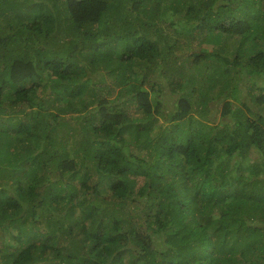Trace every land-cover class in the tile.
<instances>
[{
    "label": "trees",
    "instance_id": "obj_1",
    "mask_svg": "<svg viewBox=\"0 0 264 264\" xmlns=\"http://www.w3.org/2000/svg\"><path fill=\"white\" fill-rule=\"evenodd\" d=\"M0 264H264V0H0Z\"/></svg>",
    "mask_w": 264,
    "mask_h": 264
}]
</instances>
